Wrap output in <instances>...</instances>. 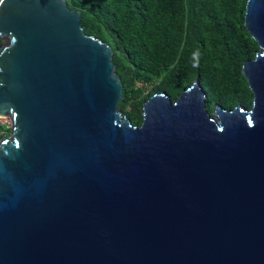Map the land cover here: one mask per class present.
Returning <instances> with one entry per match:
<instances>
[{"label":"water","instance_id":"1","mask_svg":"<svg viewBox=\"0 0 264 264\" xmlns=\"http://www.w3.org/2000/svg\"><path fill=\"white\" fill-rule=\"evenodd\" d=\"M66 0H0V264H264V0L251 105L196 80L118 107L112 47Z\"/></svg>","mask_w":264,"mask_h":264},{"label":"trees","instance_id":"2","mask_svg":"<svg viewBox=\"0 0 264 264\" xmlns=\"http://www.w3.org/2000/svg\"><path fill=\"white\" fill-rule=\"evenodd\" d=\"M83 31L108 43L122 84L118 107L131 122L153 92L171 99L196 80L208 112L251 105L241 64L257 42L243 24L246 0H67Z\"/></svg>","mask_w":264,"mask_h":264},{"label":"built area","instance_id":"3","mask_svg":"<svg viewBox=\"0 0 264 264\" xmlns=\"http://www.w3.org/2000/svg\"><path fill=\"white\" fill-rule=\"evenodd\" d=\"M11 126V119L8 115H0V135L5 133Z\"/></svg>","mask_w":264,"mask_h":264},{"label":"clouds","instance_id":"4","mask_svg":"<svg viewBox=\"0 0 264 264\" xmlns=\"http://www.w3.org/2000/svg\"><path fill=\"white\" fill-rule=\"evenodd\" d=\"M67 1V0H66ZM67 4H68V2H67ZM69 5V4H68ZM70 7V6H69ZM78 10V9H77ZM80 12V11H79ZM178 96V95H177ZM6 133V132H5ZM3 134V133H2Z\"/></svg>","mask_w":264,"mask_h":264},{"label":"rangeland","instance_id":"5","mask_svg":"<svg viewBox=\"0 0 264 264\" xmlns=\"http://www.w3.org/2000/svg\"><path fill=\"white\" fill-rule=\"evenodd\" d=\"M9 131V129L6 130V133Z\"/></svg>","mask_w":264,"mask_h":264}]
</instances>
